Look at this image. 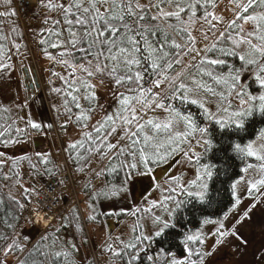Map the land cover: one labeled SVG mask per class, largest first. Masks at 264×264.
I'll return each mask as SVG.
<instances>
[{
  "label": "snow or ice",
  "instance_id": "obj_1",
  "mask_svg": "<svg viewBox=\"0 0 264 264\" xmlns=\"http://www.w3.org/2000/svg\"><path fill=\"white\" fill-rule=\"evenodd\" d=\"M37 5L33 46L0 19V81L36 84L0 100V264H238L257 230L264 264V0ZM33 56L58 125L32 119ZM57 127L62 162L16 154Z\"/></svg>",
  "mask_w": 264,
  "mask_h": 264
},
{
  "label": "rangeland",
  "instance_id": "obj_2",
  "mask_svg": "<svg viewBox=\"0 0 264 264\" xmlns=\"http://www.w3.org/2000/svg\"><path fill=\"white\" fill-rule=\"evenodd\" d=\"M21 1L25 2V5L26 4L28 5V6L26 5L27 8L26 6H21ZM36 4H37L36 0H13V7L16 11V16L18 18L19 25H20L19 14L22 15L23 12L25 11L24 14L21 16L22 25H20V27L22 29L23 28L25 29V25H26V32L24 34V39L29 43L30 46L34 45L32 29L38 27L40 20L38 14L36 15L32 14V13L35 14V12H33L32 9L36 7ZM0 8H2V6H0ZM37 12L38 13L40 12L39 7H37ZM4 27L5 29H7L9 25L5 24ZM7 30H9V28ZM25 63L30 64L34 68V77H36V80L39 81V93L33 97L30 105V112L32 114V119L35 120L36 122H40L46 125L45 117L47 116L49 123H55L58 125V122L55 119L56 116L51 113V109H52L51 104H54L56 102V97L54 95H51L48 100L46 97V93L49 92V87H50L48 84L49 65L47 61H41L40 59L33 56L28 61H25ZM56 70L59 69L56 68ZM30 75L33 74L30 73ZM17 78H19V83H17ZM26 84H27V79L19 71H17L15 76H13L10 81L8 82L0 81V100H3L4 102L7 103L9 101V98L15 95L17 92L19 93L21 99H23L26 95L31 96L32 90L35 88L34 83L27 86V91L25 90ZM74 134L75 133H73V135ZM30 136L32 137V143L25 144L21 148L17 149L16 150L17 155L24 154L25 152L28 154L31 153L33 154L34 151L43 148L51 151L56 161L59 162L63 161V155L61 154L62 141L59 138L58 127L54 128L46 135L30 133ZM6 154L11 155L12 153L9 151ZM21 168L22 170H26L25 165H21ZM35 179L38 182L37 185H41L44 181L43 178L39 179L38 177H36ZM41 231L42 229L40 231H37L35 228L28 227L29 234L35 239L41 234ZM257 233H253L251 235L250 237L251 245L249 246L248 251L244 253L242 256L237 255L236 261L238 262V264H245V262H250L252 260L251 253L253 249L255 247H258L261 242V237ZM81 254L83 255L84 253L82 252Z\"/></svg>",
  "mask_w": 264,
  "mask_h": 264
},
{
  "label": "trees",
  "instance_id": "obj_3",
  "mask_svg": "<svg viewBox=\"0 0 264 264\" xmlns=\"http://www.w3.org/2000/svg\"><path fill=\"white\" fill-rule=\"evenodd\" d=\"M36 3H37V0H36ZM0 6L3 7V0H0ZM37 7H38V5L36 4V7L32 9L33 12H35V14L32 13L33 15L39 14V13L37 12ZM0 9H2V8H0ZM31 12H32V11H31ZM0 19H4V20H5V22H4V24H3V27H4L5 24H8V25H9V23H8L9 20L16 21V22H18V25H19V21H18L17 16H15V17H11V18H0ZM25 21H26V20H25ZM39 23H40V20H39ZM38 26H39V25H38ZM8 28H9V27H8ZM8 28H7V29H8ZM19 28L22 29V28L20 27V25H19ZM7 29H5V27H4L5 32H8V31H9V30H7ZM22 30H23V29H22ZM23 32H24V34H25V32H26V25H25V29L23 30ZM56 85L59 86L58 83H57ZM50 96H51V95L49 94V92L46 93L47 100L50 98ZM52 105H53V104H51V107H52ZM51 113H52L53 115L56 116V113H55V111L53 110V108L51 109ZM0 116H3V114H0ZM3 118L5 119L6 116H3ZM45 119H46V125H47V124L49 123L48 117L46 116ZM44 142H45V141H44ZM29 144H30V143H29ZM43 144H44V143H43ZM45 145H46V144H45ZM0 150H4V148H3L2 145H0ZM45 150H46V149H45ZM31 154H32V153H31ZM31 154H29V155H31ZM21 155H22V154H21ZM22 165H25V166H26V170H28V166H27V163H26V162L23 163ZM42 171H43V170L41 169V172H42ZM36 177H38L39 179L43 178V180H45V179L48 178L47 176H43V177H42V176L39 175V174L35 175V177H34V181H35L34 186H36V185L38 184V182H37L36 179H35ZM26 180H27L29 183H32V182H33V180H32V179H29V178H27ZM39 237H40V235H39L35 240H38Z\"/></svg>",
  "mask_w": 264,
  "mask_h": 264
},
{
  "label": "built area",
  "instance_id": "obj_4",
  "mask_svg": "<svg viewBox=\"0 0 264 264\" xmlns=\"http://www.w3.org/2000/svg\"><path fill=\"white\" fill-rule=\"evenodd\" d=\"M26 5H27V4H26ZM26 5H25V2L21 1V6H26ZM27 6H28V5H27ZM27 6H26V8H27ZM25 10H26V9H25ZM24 12H25V11H24ZM24 12H23V14H24ZM23 14H22V15H23ZM22 15L19 14L20 22H21V16H22ZM45 183H46V182H45ZM45 183H44V184H45ZM54 183H55V181H53V184H54ZM44 184H43V185H44Z\"/></svg>",
  "mask_w": 264,
  "mask_h": 264
},
{
  "label": "water",
  "instance_id": "obj_5",
  "mask_svg": "<svg viewBox=\"0 0 264 264\" xmlns=\"http://www.w3.org/2000/svg\"><path fill=\"white\" fill-rule=\"evenodd\" d=\"M35 86H36V84H35Z\"/></svg>",
  "mask_w": 264,
  "mask_h": 264
}]
</instances>
